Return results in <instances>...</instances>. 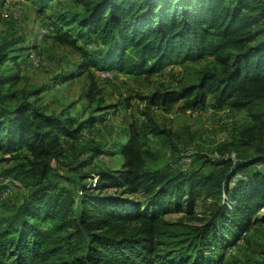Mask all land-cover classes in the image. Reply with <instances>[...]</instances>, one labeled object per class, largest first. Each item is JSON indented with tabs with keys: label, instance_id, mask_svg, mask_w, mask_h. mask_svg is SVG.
<instances>
[{
	"label": "trees",
	"instance_id": "16d2710c",
	"mask_svg": "<svg viewBox=\"0 0 264 264\" xmlns=\"http://www.w3.org/2000/svg\"><path fill=\"white\" fill-rule=\"evenodd\" d=\"M25 1L48 10L54 39L79 55L53 84L86 72L90 99L91 69L149 77L208 60L194 69V83L138 95L145 120L131 122L126 139L108 147L84 135L105 123L106 114L51 111L38 102L49 84L17 87L20 73L9 54L18 41L4 39L0 264H224L226 250L257 225L263 226L261 247L238 264H264V214L258 216L264 208V0ZM179 101L191 110L244 111L247 122L221 145L236 159H206L187 169L157 164L148 136L169 131L151 107L169 111ZM115 153L123 158L119 168L96 165ZM12 184L27 189L18 203L7 199ZM138 192L142 197H133ZM198 202L207 215L194 222ZM172 210L189 216L166 219Z\"/></svg>",
	"mask_w": 264,
	"mask_h": 264
},
{
	"label": "rangeland",
	"instance_id": "374dc122",
	"mask_svg": "<svg viewBox=\"0 0 264 264\" xmlns=\"http://www.w3.org/2000/svg\"><path fill=\"white\" fill-rule=\"evenodd\" d=\"M60 7L57 2L52 4ZM49 11H38L36 7L25 0H0V45L4 39L17 40L16 50L9 54L15 57L12 66L19 69L20 81L17 87L40 86L49 84V88L38 95V102L43 103L51 111L68 108L77 117L107 115V121L97 124L84 131L87 138H97L112 147L113 142L126 139L128 126L133 121H144L142 111H147L140 103L138 95H148L163 85L165 88H177L196 81L194 69L202 66L208 60L203 58L196 62H184L164 68L159 72L144 75H131L110 70L91 69L95 75L93 99L86 97L89 78L84 72L81 76L53 84L52 79L58 73H66L73 69L79 60V55L73 48L61 44L54 37L56 31L49 26L47 15ZM93 48V44H89ZM37 55V61L33 60ZM35 62H38L35 64ZM4 64H11L5 62ZM53 84V85H52ZM210 99L207 103H210ZM226 107V106H225ZM145 109V110H144ZM151 115L161 129L169 131V135H149V144L158 155L159 166H170L174 169H187L204 166V160H220L234 157L235 152L224 151L221 145L229 142L235 130L244 125L247 120L243 110L212 111L204 109H185L183 101H179L169 111L161 107H151ZM123 158L118 154L103 155L95 160L100 168H119ZM261 167V166H259ZM27 189L20 184H12L7 198L11 203L22 200ZM112 189L106 192H112ZM133 197H142L138 192ZM198 202L194 209L195 217L207 215ZM264 214V208L258 216ZM189 215L184 211L164 213L169 220L185 219ZM263 226H252L242 234L239 240L230 246L225 253L227 264H238L244 254L260 249L263 241L261 232ZM250 235V236H249ZM248 237L247 243L244 239ZM224 262V264H225Z\"/></svg>",
	"mask_w": 264,
	"mask_h": 264
},
{
	"label": "built area",
	"instance_id": "2783aa9c",
	"mask_svg": "<svg viewBox=\"0 0 264 264\" xmlns=\"http://www.w3.org/2000/svg\"><path fill=\"white\" fill-rule=\"evenodd\" d=\"M35 56H37V55H33V60L34 61H37V57H35ZM38 62H35V64H37Z\"/></svg>",
	"mask_w": 264,
	"mask_h": 264
}]
</instances>
